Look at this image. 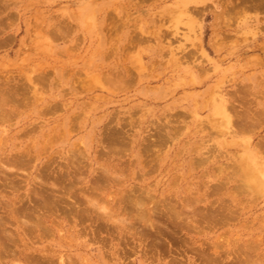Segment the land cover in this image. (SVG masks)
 Returning a JSON list of instances; mask_svg holds the SVG:
<instances>
[{
    "label": "rangeland",
    "instance_id": "rangeland-1",
    "mask_svg": "<svg viewBox=\"0 0 264 264\" xmlns=\"http://www.w3.org/2000/svg\"><path fill=\"white\" fill-rule=\"evenodd\" d=\"M0 264H264V0H0Z\"/></svg>",
    "mask_w": 264,
    "mask_h": 264
},
{
    "label": "bare ground",
    "instance_id": "bare-ground-1",
    "mask_svg": "<svg viewBox=\"0 0 264 264\" xmlns=\"http://www.w3.org/2000/svg\"><path fill=\"white\" fill-rule=\"evenodd\" d=\"M244 113H246V112H244ZM244 116H246V117H247V116H248V114H247V115H246V114H244ZM242 117H243V116H242ZM243 118H244V117H243ZM248 118H249V117H248ZM248 120H249V119H248Z\"/></svg>",
    "mask_w": 264,
    "mask_h": 264
}]
</instances>
